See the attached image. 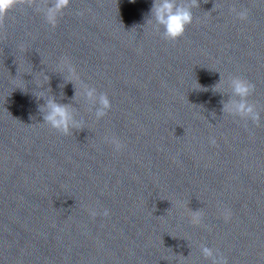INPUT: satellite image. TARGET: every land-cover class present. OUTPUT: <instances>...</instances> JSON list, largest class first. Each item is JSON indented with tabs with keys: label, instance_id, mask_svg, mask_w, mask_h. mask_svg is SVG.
<instances>
[{
	"label": "water",
	"instance_id": "water-1",
	"mask_svg": "<svg viewBox=\"0 0 264 264\" xmlns=\"http://www.w3.org/2000/svg\"><path fill=\"white\" fill-rule=\"evenodd\" d=\"M46 2L0 18V264H211L202 244L264 264V0H196L174 41L145 24L152 0H70L55 27ZM220 76L255 86L258 126L222 113ZM81 81L107 114L78 95L82 129L40 123L36 84L74 103Z\"/></svg>",
	"mask_w": 264,
	"mask_h": 264
},
{
	"label": "clouds",
	"instance_id": "clouds-1",
	"mask_svg": "<svg viewBox=\"0 0 264 264\" xmlns=\"http://www.w3.org/2000/svg\"><path fill=\"white\" fill-rule=\"evenodd\" d=\"M130 2H135V0H130ZM16 3L17 0H0V18L6 15ZM69 3L70 0H47L43 5L37 3L36 10L42 13L46 23L55 27L58 23V18L63 14L64 9ZM195 3L196 0H152L145 24H152L157 30L162 29L160 34L163 38L173 41L177 40L184 35L186 28L194 20L193 6ZM233 11L239 19L243 20L248 17L247 8H241L238 11L233 8ZM63 71H66L69 76L75 77V68L70 63H64ZM48 77L49 75L45 72V79H48ZM69 81L73 83L72 80H64L65 83ZM220 84H223L221 76L220 80L213 86V91L222 95H228L226 101L221 100L222 113L239 117L245 122L251 121L258 126L261 123V112L257 103L249 100L255 86L250 81L239 76L228 78L227 93L217 90ZM58 87L63 89L64 84L61 83ZM36 89L37 91H32L33 95L38 101L43 100V103L38 104V110L42 115V122L40 123L46 124L51 129L64 135L71 134L73 130L82 129L84 125V119L79 116L78 109L76 108L77 101H75V98L78 95L89 104L88 110L94 114L97 120L102 119L111 108V101L107 93H98L94 87L82 81L79 93L74 87L75 91L72 97L74 103L60 102L53 94L50 86L45 87L44 84H36ZM63 97L64 93L61 91L60 98L63 99ZM105 139L113 145L116 151H120L124 147L122 141L115 136L105 137ZM211 143H215V140L212 139ZM91 214L93 216L96 215L95 210H91ZM103 214L108 215V210L105 209ZM199 222V214L194 215L193 223ZM200 252L205 259L211 261V264H228L227 259L218 249H213L206 244H202Z\"/></svg>",
	"mask_w": 264,
	"mask_h": 264
}]
</instances>
